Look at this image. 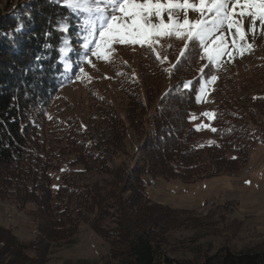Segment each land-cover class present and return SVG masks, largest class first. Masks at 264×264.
I'll return each mask as SVG.
<instances>
[{
    "label": "trees",
    "instance_id": "trees-1",
    "mask_svg": "<svg viewBox=\"0 0 264 264\" xmlns=\"http://www.w3.org/2000/svg\"><path fill=\"white\" fill-rule=\"evenodd\" d=\"M1 2L0 199L9 198L25 208L36 222L38 235L24 243L10 227L0 224V264H45L51 244L70 242L80 222H88L107 244L103 264H264V242L236 248L231 240L241 223L227 222L224 216L219 232L222 243L215 252L193 251L192 257L183 258L169 255L168 233L201 219L190 210L152 202L146 193L152 177L189 183L237 174L248 160L251 145L264 143V88L258 92L262 95H252L232 76L217 74L206 95L212 110L211 128H207L211 137L201 138V131L191 123V111L199 106L202 79L213 76L215 68L210 63L200 66L199 42L189 41L183 55L182 51L168 55L174 57L173 80L164 91L151 94L145 87L141 97L134 79L126 75L120 81L129 107L140 111H125L126 122L110 114L111 135L105 149L112 156L127 154L126 161L110 164L98 146L82 136L76 122L47 120L62 72L59 49L66 33L58 29L69 10L55 0ZM18 23L24 25L19 33L14 31ZM140 49L139 75L156 70L163 75L161 54L148 43L140 44ZM37 56L43 59L35 61ZM33 63L36 67L25 74L22 70ZM147 67L151 68L148 73ZM132 137L137 141L127 151L124 140ZM66 154H73V163L84 170L109 177L85 185L65 179L52 188L49 170Z\"/></svg>",
    "mask_w": 264,
    "mask_h": 264
},
{
    "label": "rangeland",
    "instance_id": "rangeland-1",
    "mask_svg": "<svg viewBox=\"0 0 264 264\" xmlns=\"http://www.w3.org/2000/svg\"><path fill=\"white\" fill-rule=\"evenodd\" d=\"M182 2L183 0H175L176 4ZM189 4L198 7L199 0H189ZM241 11L244 10L237 5L235 12L239 14ZM171 14L172 21H168V11L162 13V19L165 22L182 23L185 18L182 7H172ZM186 15L190 24L202 18L211 19L210 14L197 12L193 7L187 9ZM234 19H239V16H234ZM78 22L79 18L74 17L69 27L71 30L66 33L70 50L60 57L62 72L58 75L59 89L49 102L47 120L70 119L72 123L76 122L83 132L82 136L96 144L108 162L115 165L126 161L127 154L112 156L105 149V141L111 135L110 114L119 115L126 122L125 111H140V108L129 107L128 94L120 88V81L126 75L132 81L134 79L141 97L145 96V87H148L151 94L155 90L156 94L164 91L173 80L170 70L174 57L169 58L168 55L182 51L185 47L184 41L167 33L152 37V42L148 44L161 54L165 73L159 75V70H156L143 76L139 75L140 66L143 64L140 44H113L110 46L111 51L107 53V59L97 58L89 52L88 59L91 63L82 61L79 52L83 50V41L77 38L74 27ZM153 22L159 23L158 20ZM242 27L245 31V43L251 44V50L245 51L242 56L236 53L229 57L225 53L218 57L217 62L212 64L215 68L214 75L232 76L231 80L245 84L247 93L262 95L258 92L264 88V29L258 21L252 25L247 18L244 19ZM250 28H254V31ZM220 34L228 37L227 42L230 45L231 35L226 26L220 30ZM198 62L201 67L209 63L203 48ZM65 64L68 65L67 69ZM80 68L84 69L83 73H80ZM144 70L148 73L151 68ZM212 82L211 77L202 79L198 92L199 106L191 111L190 117L192 125L201 131L200 136L203 139L211 137L207 128H211L212 110L206 95ZM157 97L152 101L150 110L153 109ZM40 131L38 127L39 134ZM135 140L137 141L136 137L124 140L127 151L132 150ZM73 159V154H66L49 170L52 188L63 183L65 179L85 185L95 181L102 183L104 178L109 177L106 174L86 171L80 165L74 164ZM149 181H154V184H149ZM149 181L146 193L152 202L190 210L194 217L201 219L199 222L186 223L168 233L166 249L169 255L183 258L192 257L194 252L202 255L215 252L222 243L219 232L223 230V216L227 222L234 219L241 223L231 240L236 248L264 242V143L255 142L251 145L246 164L232 176H215L189 183L163 177H152ZM0 224L10 227L17 239L24 243L35 241L38 235L36 222H33L25 208H19L9 198L0 199ZM107 258V244L92 232L88 222H80L70 242L51 244L45 264H103Z\"/></svg>",
    "mask_w": 264,
    "mask_h": 264
},
{
    "label": "snow or ice",
    "instance_id": "snow-or-ice-1",
    "mask_svg": "<svg viewBox=\"0 0 264 264\" xmlns=\"http://www.w3.org/2000/svg\"><path fill=\"white\" fill-rule=\"evenodd\" d=\"M55 2L67 8L70 13L69 16L64 17V22H61L58 29L60 32L69 31L68 21L73 16L79 18V22L74 25L77 38L83 41L81 45L83 50L79 52V55L82 61L88 63H91L88 59L89 52L97 58L107 59V53L111 51L110 46L113 44L130 42L143 45L151 43L152 37L167 33L182 39L185 48L189 47V41L193 44L198 41L209 63L215 64L217 58L225 53L229 57H233L236 53L242 56L245 51L251 50V44L245 43V31L242 27L245 18L250 19L252 25L258 21L264 29V0H199L198 7L190 5L189 0H183L182 4H176L175 0H55ZM206 3L207 7H205ZM237 5L244 11L237 14L235 12ZM174 6L185 10L182 23H170L162 19V13L168 11V21H172L171 9ZM190 7L202 14L205 12L210 14L211 19L202 18L190 24L186 15ZM237 15L239 19H234ZM154 20H158L159 23H154ZM225 26L231 35L230 45L227 42L228 37L220 34V30ZM23 28V23H18L14 31L19 33ZM250 30L254 31V28ZM11 34V32L4 33V35ZM62 40L63 46L59 52L63 56L70 49L68 37L63 36ZM45 47L48 48L51 45L45 44ZM181 54L183 55V50ZM41 59H43L41 56L35 57V61ZM35 67L33 63L30 68L22 71L27 74ZM67 67L68 65L65 64L66 69ZM83 71L84 69L80 68V73ZM215 80L216 76H211V81ZM184 87L187 88L189 85L185 84ZM24 95L28 98L29 94L25 92ZM199 98L197 96L198 100ZM17 99L18 97L14 95L13 101Z\"/></svg>",
    "mask_w": 264,
    "mask_h": 264
},
{
    "label": "bare ground",
    "instance_id": "bare-ground-1",
    "mask_svg": "<svg viewBox=\"0 0 264 264\" xmlns=\"http://www.w3.org/2000/svg\"><path fill=\"white\" fill-rule=\"evenodd\" d=\"M150 183L149 184H154V181H149Z\"/></svg>",
    "mask_w": 264,
    "mask_h": 264
}]
</instances>
